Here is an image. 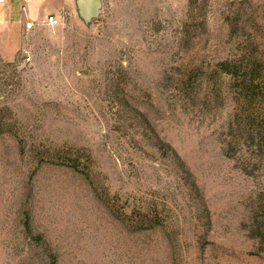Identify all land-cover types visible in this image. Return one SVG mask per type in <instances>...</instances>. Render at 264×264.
<instances>
[{
  "label": "rangeland",
  "instance_id": "obj_1",
  "mask_svg": "<svg viewBox=\"0 0 264 264\" xmlns=\"http://www.w3.org/2000/svg\"><path fill=\"white\" fill-rule=\"evenodd\" d=\"M101 2L0 5V264H264V141L206 78L264 61V0Z\"/></svg>",
  "mask_w": 264,
  "mask_h": 264
},
{
  "label": "trees",
  "instance_id": "obj_2",
  "mask_svg": "<svg viewBox=\"0 0 264 264\" xmlns=\"http://www.w3.org/2000/svg\"><path fill=\"white\" fill-rule=\"evenodd\" d=\"M222 77L230 79L234 90L237 106L234 124L244 129L249 142L250 139L254 142L259 139L264 141V61L254 58L250 53H245L240 58L218 63L215 70L206 75L217 97L221 96ZM76 163L69 161L67 166L74 168L82 175H88L87 171L80 169ZM114 213L121 220L128 218L125 213L117 211ZM134 217L139 221L137 225L140 229L162 225L157 209L152 206L134 213ZM261 235L264 241V227H261Z\"/></svg>",
  "mask_w": 264,
  "mask_h": 264
},
{
  "label": "water",
  "instance_id": "obj_3",
  "mask_svg": "<svg viewBox=\"0 0 264 264\" xmlns=\"http://www.w3.org/2000/svg\"><path fill=\"white\" fill-rule=\"evenodd\" d=\"M82 17L85 21L97 20L100 16L101 0H77Z\"/></svg>",
  "mask_w": 264,
  "mask_h": 264
},
{
  "label": "built area",
  "instance_id": "obj_4",
  "mask_svg": "<svg viewBox=\"0 0 264 264\" xmlns=\"http://www.w3.org/2000/svg\"><path fill=\"white\" fill-rule=\"evenodd\" d=\"M6 4V0H0V5ZM47 24L50 26H55L58 24V19L56 17H51L48 19Z\"/></svg>",
  "mask_w": 264,
  "mask_h": 264
},
{
  "label": "crops",
  "instance_id": "obj_5",
  "mask_svg": "<svg viewBox=\"0 0 264 264\" xmlns=\"http://www.w3.org/2000/svg\"><path fill=\"white\" fill-rule=\"evenodd\" d=\"M1 11V10H0ZM3 14V13H0V15ZM4 15V14H3Z\"/></svg>",
  "mask_w": 264,
  "mask_h": 264
}]
</instances>
